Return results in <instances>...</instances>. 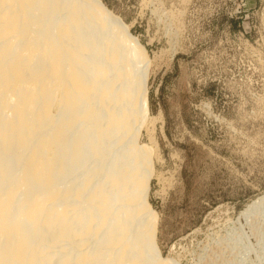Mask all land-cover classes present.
Segmentation results:
<instances>
[{
	"label": "bare ground",
	"instance_id": "6f19581e",
	"mask_svg": "<svg viewBox=\"0 0 264 264\" xmlns=\"http://www.w3.org/2000/svg\"><path fill=\"white\" fill-rule=\"evenodd\" d=\"M133 40L97 0H0V264H164Z\"/></svg>",
	"mask_w": 264,
	"mask_h": 264
},
{
	"label": "rangeland",
	"instance_id": "374dc122",
	"mask_svg": "<svg viewBox=\"0 0 264 264\" xmlns=\"http://www.w3.org/2000/svg\"><path fill=\"white\" fill-rule=\"evenodd\" d=\"M97 1L147 63L134 154L161 261L264 264V0Z\"/></svg>",
	"mask_w": 264,
	"mask_h": 264
}]
</instances>
